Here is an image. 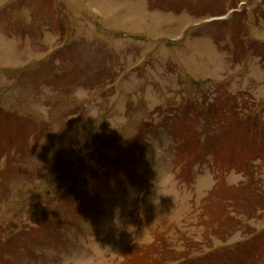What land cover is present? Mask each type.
Wrapping results in <instances>:
<instances>
[{"label":"rangeland","instance_id":"rangeland-1","mask_svg":"<svg viewBox=\"0 0 264 264\" xmlns=\"http://www.w3.org/2000/svg\"><path fill=\"white\" fill-rule=\"evenodd\" d=\"M249 1L245 19H216L231 0H0V264H201L264 230V157L233 115L257 118L264 135V46L246 58L227 49L233 34L264 42V0ZM212 113L247 159L235 142L232 159L225 129L208 135L227 149L215 155L188 133L194 159L169 123ZM240 185L210 231L203 202ZM133 243L144 262L127 257Z\"/></svg>","mask_w":264,"mask_h":264},{"label":"trees","instance_id":"trees-1","mask_svg":"<svg viewBox=\"0 0 264 264\" xmlns=\"http://www.w3.org/2000/svg\"><path fill=\"white\" fill-rule=\"evenodd\" d=\"M201 113H202V115H205V113H203V112H201ZM215 113H212L213 117L210 120L209 119L205 120V124H204V122L203 123H195L193 120H188V123L191 126L190 128H187L184 125H179L178 122L177 123H171V122H169L170 120H168V122L173 127L177 128L175 130V134H178L179 138L182 137L180 139L183 140V144H184L186 150L188 151V153H190V155H195L194 159L196 158V154H197L196 152H198V150L193 149V145L194 144H196L195 145L196 149H198L199 147H202L203 149L204 148L207 149V148H209L210 145H212L214 147L213 148L214 149L213 150L214 151V155L216 154V149H217L216 148V136L215 137H208V135L211 134V133L216 135V131H222V129H225L223 131L226 132L228 138L230 137L232 139V140L229 141L230 147L228 148L231 151L232 159H234V155H235V151H236V150L233 149V143L234 142H235L234 146L237 148V151H239L241 154L245 155L246 159L249 156V154H248V145L247 144H249L250 142H255L256 143L255 144L256 145V149L264 157V135H259V132L256 129V127L258 125L257 118L253 119L252 117H248L249 121L245 120V119H239L238 120V118H240L239 115H238V112L237 113H233L234 119L237 121L235 126H238V127L242 128L243 126L247 125V123H248V124H250L249 127H247L248 130H249L250 127L252 128V130L250 129L249 131H247L248 133L246 132V134H245L244 142H246V140H247V144L245 143V146H244L242 144H238L237 143V141L238 140H242V138L240 137L239 132L237 131V129L231 127L232 126L231 123H226L225 124V127H227V128L230 127L229 129L216 127L217 126V121L216 120L219 119V115L220 114L216 115ZM199 126H203L204 127V129L201 132L199 131ZM188 133H190L191 135H193V136H195L197 138H199V136H200L199 141L194 142L193 145H192V143L189 141ZM201 138L203 139V141L201 140ZM217 150L218 151H226L227 149L226 150L217 149ZM221 157L223 159H225V155L224 154H222ZM222 162L225 163V161H223V160H222ZM189 164L192 166L191 162ZM246 165H247V163H246ZM249 167H252V166H249ZM184 168L187 169V166H184ZM182 173H184V170H182ZM244 189L245 188H242V185L237 186V187H230V188H227V189H225V187L223 186L219 190H217L215 188V189H213L211 191V198L208 200L209 202H207V204H206V206L208 207V210L210 211V214H211L210 217H209V221L211 223V227H213L214 229L219 228L216 225V222H218L219 219L222 218V216L224 215L225 208L221 207L219 202H224L223 200L225 199V197L232 196V194L239 195V193L243 192ZM217 195L219 196L218 198H215V199L212 198L213 196L217 197ZM250 196H252V195H250ZM252 197H253L252 198L253 200L250 202V204L248 206L245 207V209L247 210L245 213L249 214L248 215L249 219H252L254 217V214L256 213L258 207L261 206V204L263 202L262 197L259 196L257 193L253 194ZM244 199L246 200V198H244ZM242 201L243 200L241 198H239V199H237V202L235 204H240L241 205ZM243 205H245V204H243ZM241 224L242 223L240 221L236 220L235 224L232 225V228L237 230ZM44 229L52 231V233H53V231L55 229V226L52 225V226H49V227L41 228L39 230H37L36 227H28V230L31 232V234H36V233L38 234V232L39 233L44 232ZM214 229H213V231H214ZM235 230H233V231H235ZM56 233H58V232H56ZM251 234H252V238L249 239L244 244L246 246H244L243 248H237V250H236L239 264H264V237L261 234H256V233L254 234V232H252V231H251ZM28 236H31V235H29L28 233H21L19 235H16L15 238H12L13 236H7L5 242L8 245H15L21 239H25L27 241L28 239L26 237H28ZM3 237H4L3 234L0 233V256L1 257H3V255L7 254V251H9V249L5 248L6 246L2 243V241H4ZM35 240L38 241L39 239L34 237L30 241L35 242ZM27 244H29V243H27ZM31 245H32V243H31ZM130 247H131V252L127 251V257L129 258V260H131V259L132 260H140L142 262H144L146 260L145 256H141V258H140L137 255V257H136V253L134 251L138 247L136 246V248H135V243L130 245ZM141 249H142V251H143V249H146V251L148 250V248H146L145 246L141 247ZM245 250H252V253L250 255H247ZM147 252H150V250H148ZM172 253H173L174 256L172 258H169V259L171 261H176V259L178 258L177 256H175L176 252L172 251ZM182 253H183L185 258H188L189 255H190L189 254V250H185V252H182ZM9 259H11V258H9L8 256L4 257V260L8 261L10 263ZM230 260L232 261V257L231 256L225 258L224 260L221 259V261H223V262H231ZM234 263H237V260H235ZM125 264H128V262H125ZM203 264H207V263L204 262ZM208 264H210V263H208Z\"/></svg>","mask_w":264,"mask_h":264}]
</instances>
